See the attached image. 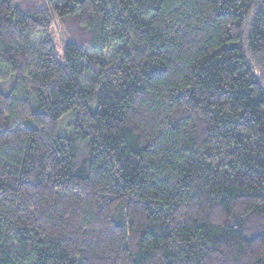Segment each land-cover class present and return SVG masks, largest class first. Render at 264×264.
Wrapping results in <instances>:
<instances>
[{
  "label": "trees",
  "instance_id": "obj_1",
  "mask_svg": "<svg viewBox=\"0 0 264 264\" xmlns=\"http://www.w3.org/2000/svg\"><path fill=\"white\" fill-rule=\"evenodd\" d=\"M0 264H264V0H0Z\"/></svg>",
  "mask_w": 264,
  "mask_h": 264
},
{
  "label": "rangeland",
  "instance_id": "obj_2",
  "mask_svg": "<svg viewBox=\"0 0 264 264\" xmlns=\"http://www.w3.org/2000/svg\"><path fill=\"white\" fill-rule=\"evenodd\" d=\"M102 54L103 55H106L107 54V51H103ZM8 82L9 81H7L5 84H7ZM35 105H36V103L33 100L32 101V106L35 107ZM73 119H74V113L73 112L72 113L69 112V113L65 114L58 121L57 132H58L59 135L68 136L72 132V129L73 128L70 126V122ZM28 122H30V121H28ZM81 148H82V152L85 153L86 152V145L85 144H81Z\"/></svg>",
  "mask_w": 264,
  "mask_h": 264
}]
</instances>
